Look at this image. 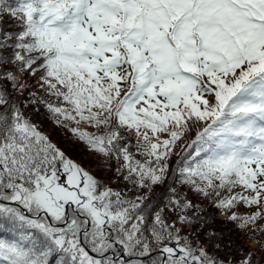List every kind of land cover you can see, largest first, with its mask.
Segmentation results:
<instances>
[{
    "label": "snow or ice",
    "instance_id": "1",
    "mask_svg": "<svg viewBox=\"0 0 264 264\" xmlns=\"http://www.w3.org/2000/svg\"><path fill=\"white\" fill-rule=\"evenodd\" d=\"M37 102L137 191L164 183L176 142L197 129L179 182L238 228L254 225L264 218V0H0V264H260L193 243L182 227L203 209L175 187L161 206L68 158L25 115ZM238 204L255 211L238 215Z\"/></svg>",
    "mask_w": 264,
    "mask_h": 264
},
{
    "label": "trees",
    "instance_id": "2",
    "mask_svg": "<svg viewBox=\"0 0 264 264\" xmlns=\"http://www.w3.org/2000/svg\"><path fill=\"white\" fill-rule=\"evenodd\" d=\"M8 67H13L9 65ZM20 75L19 73H16ZM27 76V74H24ZM30 83H34V78H28ZM9 91H12L9 88ZM29 91H34L37 95H43L42 90L38 87H33ZM14 98L19 101H27L30 99L27 93L24 96L15 94ZM47 99V97H45ZM23 107V104L21 105ZM37 108L39 111H37ZM25 115L32 119L33 123L39 125L40 130L49 137V139L58 148H60L68 158L74 162L80 164L85 170L96 176L97 178L105 181L107 185L113 189H132L128 192L131 197L135 194L146 195L152 203H159L163 206L165 198L168 195V189L175 187L178 191L187 195L188 199L192 200L195 204H199L203 211L190 212V215H199L203 217L201 222L192 224L187 227H182L184 234H190L189 239L196 243L199 241L203 248L211 255L216 256L222 260L232 259L233 261H239L244 258L248 253L253 254V260L264 264V231H260L264 228V218L258 219L254 225H248L244 229L237 227L238 222H232L229 220L231 213H222L217 209L212 200L205 198L189 190L187 185H182L179 182V173L175 171L178 167L177 162L180 160L182 150L187 147L192 139L195 138V131L187 133L185 137L178 140L172 149V155L168 159V171L165 176L163 184H158L152 187L149 192L148 189L142 188L138 191L128 184L121 177H118L114 169L118 166L116 161L110 158L103 157L97 152L90 151L89 148L77 138H75L71 132L64 127H58L49 114L45 110L44 106L37 102V104H28L24 109ZM85 130L90 132L97 131L96 129L89 128L86 125L83 126ZM129 137L134 141V133H128ZM161 139H167L168 136L165 133L160 134ZM135 151V149H133ZM139 158V157H138ZM233 211L238 215H247L250 211H255V208L248 209L242 204H238ZM167 215H172L169 210H166ZM177 227L181 225L177 224ZM253 229L256 231L253 232ZM210 233L216 235L210 237ZM6 237L8 233L4 234ZM219 244L220 247L216 248L214 245ZM123 251L120 249V255ZM158 253L153 254V258ZM127 259V258H126ZM149 259V258H146Z\"/></svg>",
    "mask_w": 264,
    "mask_h": 264
},
{
    "label": "flooded vegetation",
    "instance_id": "3",
    "mask_svg": "<svg viewBox=\"0 0 264 264\" xmlns=\"http://www.w3.org/2000/svg\"><path fill=\"white\" fill-rule=\"evenodd\" d=\"M122 250V249H121ZM123 251V250H122Z\"/></svg>",
    "mask_w": 264,
    "mask_h": 264
}]
</instances>
